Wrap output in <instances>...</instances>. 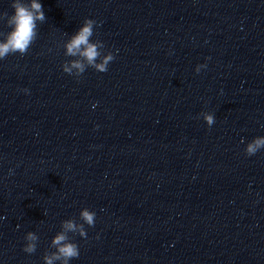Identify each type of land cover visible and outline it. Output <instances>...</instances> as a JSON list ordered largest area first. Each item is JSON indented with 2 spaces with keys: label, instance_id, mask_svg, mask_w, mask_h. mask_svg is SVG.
Masks as SVG:
<instances>
[{
  "label": "clouds",
  "instance_id": "1",
  "mask_svg": "<svg viewBox=\"0 0 264 264\" xmlns=\"http://www.w3.org/2000/svg\"><path fill=\"white\" fill-rule=\"evenodd\" d=\"M11 7L13 12L0 14V20L6 18L10 31L0 39V60L15 53L24 55L28 52L32 43L37 38L38 22L46 20L43 6L39 0H13ZM97 22L93 19L85 18L78 30L64 42L65 56L74 59L66 61L62 65L65 73L80 77L87 68L91 67L97 72H107L108 65L115 59L113 52H105V44L97 39L92 40L94 26ZM205 65H198L196 72L199 73ZM208 126L215 122L214 115L208 112L201 113ZM243 142V141H242ZM261 149H264V136H258L247 143L245 154L253 156ZM79 218L83 223L77 222L74 218L61 222V230L55 234L50 243V248L54 251L46 252L43 256L44 264H69L80 255L78 244L70 237L71 234H78L86 237L85 225L93 227L95 225L96 213L84 208L80 211ZM26 243L23 251L33 254L37 249L38 235L29 231L24 237Z\"/></svg>",
  "mask_w": 264,
  "mask_h": 264
}]
</instances>
